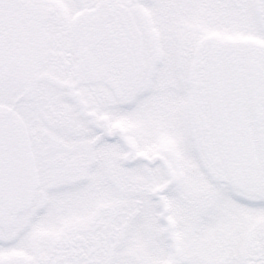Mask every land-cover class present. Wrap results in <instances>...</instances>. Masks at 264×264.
<instances>
[{"label": "snow or ice", "instance_id": "1", "mask_svg": "<svg viewBox=\"0 0 264 264\" xmlns=\"http://www.w3.org/2000/svg\"><path fill=\"white\" fill-rule=\"evenodd\" d=\"M0 264H264V0H0Z\"/></svg>", "mask_w": 264, "mask_h": 264}]
</instances>
